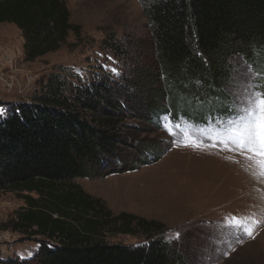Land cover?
<instances>
[{
    "label": "trees",
    "instance_id": "trees-1",
    "mask_svg": "<svg viewBox=\"0 0 264 264\" xmlns=\"http://www.w3.org/2000/svg\"><path fill=\"white\" fill-rule=\"evenodd\" d=\"M141 4L151 46L148 60L127 84L102 74L83 81L63 68L30 101L9 103L0 115V193L16 191L27 202L12 222L16 231L45 237L33 256L0 258V264L180 263L171 244L152 233H160L163 223L129 212L115 214L74 181L159 160L160 152L142 142H127V135L140 129L128 118H145L161 129L164 114L177 121L186 114L226 113L232 98L225 87L237 75L236 60L252 70L264 67V0ZM70 18L65 0H0V23L21 29L27 60L60 49L71 32L80 37L81 26ZM106 43L118 56H126L134 42L110 36ZM133 90L137 92L131 94ZM139 90L144 91L140 97ZM123 148L132 151L126 159ZM110 226L124 234L140 227L149 240L110 242L102 234Z\"/></svg>",
    "mask_w": 264,
    "mask_h": 264
},
{
    "label": "rangeland",
    "instance_id": "rangeland-1",
    "mask_svg": "<svg viewBox=\"0 0 264 264\" xmlns=\"http://www.w3.org/2000/svg\"><path fill=\"white\" fill-rule=\"evenodd\" d=\"M65 1L71 11L70 21L81 26V36L71 32L60 49L35 60L25 58L21 29L13 23H0L2 113L9 103L30 101L42 83L63 68L80 75L83 81L102 74L126 83L148 60L151 40L141 0ZM110 36L125 44L134 42L127 47L130 54L118 56L110 49L106 43ZM236 61L240 63L237 75L225 87L232 98L226 113L209 112L196 118L181 115L184 118L179 122L165 119L161 129L148 119L128 118L126 122L140 129L127 135V142H142L160 152L159 160L136 170L106 169L101 175L74 181L103 200L115 214L129 212L163 223L160 233L156 230L152 233L163 236L179 253V264H264V174L257 164L260 158L220 142L228 120L236 118L231 111L234 98L242 95L248 73L253 71L242 60ZM112 68L117 72L110 71ZM197 86L202 91L203 86ZM138 93L140 97L144 91ZM119 94L123 99L122 93ZM135 137L136 141L132 139ZM186 139L198 141L201 146L194 147L191 143L186 146ZM129 150L121 149L125 159L131 156ZM31 195L38 197L35 193ZM26 206L19 192L0 193V258H29L37 252L40 240L45 239L13 228V220ZM115 228L110 226L102 233L110 242L140 244L149 240L140 227L135 226L134 234L117 233ZM245 228L252 232L251 236Z\"/></svg>",
    "mask_w": 264,
    "mask_h": 264
},
{
    "label": "snow or ice",
    "instance_id": "snow-or-ice-1",
    "mask_svg": "<svg viewBox=\"0 0 264 264\" xmlns=\"http://www.w3.org/2000/svg\"><path fill=\"white\" fill-rule=\"evenodd\" d=\"M110 71L117 72L115 68ZM234 104L231 111L236 113V118L228 120V128L224 130L223 139L220 142L232 145L236 151L252 153L253 157H259L257 164L264 174V67L248 73L242 95H236ZM0 115H2V110H0ZM165 119L172 120L173 117H161L162 121ZM167 130L171 132V129ZM209 139L212 137L210 136ZM184 143L186 146L189 143L194 147L201 146L200 142L195 140L186 139ZM234 219L238 218L234 217ZM235 226L242 227L240 224ZM244 230L248 235H252L247 228Z\"/></svg>",
    "mask_w": 264,
    "mask_h": 264
},
{
    "label": "crops",
    "instance_id": "crops-1",
    "mask_svg": "<svg viewBox=\"0 0 264 264\" xmlns=\"http://www.w3.org/2000/svg\"><path fill=\"white\" fill-rule=\"evenodd\" d=\"M238 244H240V243H238Z\"/></svg>",
    "mask_w": 264,
    "mask_h": 264
}]
</instances>
